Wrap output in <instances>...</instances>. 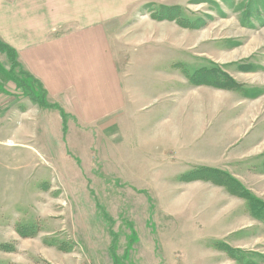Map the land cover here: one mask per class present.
<instances>
[{
  "label": "rangeland",
  "instance_id": "obj_1",
  "mask_svg": "<svg viewBox=\"0 0 264 264\" xmlns=\"http://www.w3.org/2000/svg\"><path fill=\"white\" fill-rule=\"evenodd\" d=\"M169 9L200 25L181 26ZM127 19L129 106L117 124L113 116L72 125L65 139L58 112L31 99L40 84L0 51V86L4 74L20 89L17 111L0 110V264H264V220L249 197L220 175L182 179L226 160L214 161L209 143L217 121L203 123L197 139L201 127L187 123L186 99L210 102L219 89L194 84L192 73L215 69L239 85L231 89L264 92V0H151ZM187 125L198 132L184 136ZM251 195L264 203V191Z\"/></svg>",
  "mask_w": 264,
  "mask_h": 264
},
{
  "label": "crops",
  "instance_id": "obj_2",
  "mask_svg": "<svg viewBox=\"0 0 264 264\" xmlns=\"http://www.w3.org/2000/svg\"><path fill=\"white\" fill-rule=\"evenodd\" d=\"M148 1L151 0H0V38L15 49L20 66L43 86L49 110L59 114L64 139L69 137L72 125L95 128L113 116L117 124L124 115L129 106V94L124 86L128 63L121 61V55L122 49L133 41L124 28L131 9L139 2ZM154 1L172 4L176 0ZM114 49H118L120 59L116 58ZM3 83L0 110H4L5 118L10 117L6 113L11 109L17 111L20 89L16 85L10 87L15 83L9 79ZM200 88H196L197 93L205 95L206 91H198ZM212 90L215 96L210 102L205 101L206 95L193 100L187 98L185 114L190 127H201L196 139L203 132V123L218 122L209 143L217 153L213 157H219L214 161L226 160L222 166H197L229 170L248 183L250 192L264 191V92L258 93L259 88L254 89V95L240 89ZM174 93L177 94L176 90ZM186 105L190 106V113ZM173 109L169 112L175 113ZM168 128L176 131L177 127ZM192 128L187 125L183 135L198 132ZM219 128L224 129L218 132ZM256 129L258 135L252 137ZM226 149H230L229 154L219 156ZM207 155L199 153L195 158Z\"/></svg>",
  "mask_w": 264,
  "mask_h": 264
},
{
  "label": "trees",
  "instance_id": "obj_3",
  "mask_svg": "<svg viewBox=\"0 0 264 264\" xmlns=\"http://www.w3.org/2000/svg\"><path fill=\"white\" fill-rule=\"evenodd\" d=\"M167 13L170 16L169 18L177 21L181 26L198 27V25H200L199 22H187V21L181 20V18L178 16V13L173 11L172 9L167 10ZM247 17H249V15ZM0 51L2 53L7 52L9 61L13 65L20 66V64L16 58L15 49H13L8 44H6L3 40H1V38H0ZM247 67L249 68V66H247ZM20 68L23 70V74H25L26 76H28L30 78L35 79L38 82V84H40L42 95H32L31 99L35 100L37 103H39L38 105H40V106H47V103H46V100L44 99V94H43L44 89H43V86L41 85V83L34 76H32L30 73L26 72L21 66H20ZM10 75L13 76L12 72H10ZM13 78H14V76H13ZM5 80H8V79L6 78V75L3 74V81H5ZM190 80L196 85L206 84V85H213V86H216L218 88L231 89V88H235V87L239 86L232 80L231 81L233 82V85H230L229 83H226L223 80H221L220 76L218 74V71H216L215 69H198L192 73V75L190 76ZM0 88H1V86H0ZM248 92L249 91H247V93ZM29 93L32 94V91ZM251 94L254 95V93H252V92H251ZM61 113L64 116V112L62 111ZM65 127H66V121H64V128ZM187 174L188 175H184L185 177H182V179L190 180L191 178L193 179V176L207 177L210 174L220 175L221 179L218 180V183L225 186V188H227L231 193H233L235 195H239V196H242L244 198L249 197V201L250 202L252 201L250 207H251V211H252L253 215L256 216L257 218H261L262 220H264V205H263L264 203L262 204L261 201L258 202L254 198H252V200H251L250 199L251 198L250 197L251 192H249L248 190H245L243 185L240 184L235 178H233L229 172L223 171L222 169H212L209 167H199V168L194 169V171H191V173H187Z\"/></svg>",
  "mask_w": 264,
  "mask_h": 264
}]
</instances>
